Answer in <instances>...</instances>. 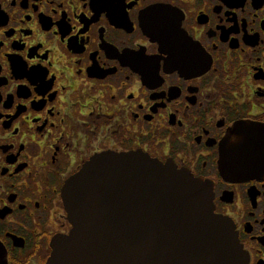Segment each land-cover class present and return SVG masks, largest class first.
Segmentation results:
<instances>
[{"label": "flooded vegetation", "instance_id": "obj_1", "mask_svg": "<svg viewBox=\"0 0 264 264\" xmlns=\"http://www.w3.org/2000/svg\"><path fill=\"white\" fill-rule=\"evenodd\" d=\"M240 123L264 128V0H0V264H47L65 183L133 152L207 181L264 264V161L221 171Z\"/></svg>", "mask_w": 264, "mask_h": 264}, {"label": "water", "instance_id": "obj_2", "mask_svg": "<svg viewBox=\"0 0 264 264\" xmlns=\"http://www.w3.org/2000/svg\"><path fill=\"white\" fill-rule=\"evenodd\" d=\"M264 128L240 123L222 151V174H262ZM264 173V171H263ZM72 229L53 240L47 264H246L212 186L143 152L92 158L63 188Z\"/></svg>", "mask_w": 264, "mask_h": 264}]
</instances>
